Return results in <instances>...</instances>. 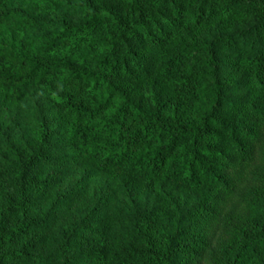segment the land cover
<instances>
[{
  "label": "trees",
  "instance_id": "1",
  "mask_svg": "<svg viewBox=\"0 0 264 264\" xmlns=\"http://www.w3.org/2000/svg\"><path fill=\"white\" fill-rule=\"evenodd\" d=\"M0 264H264V0H0Z\"/></svg>",
  "mask_w": 264,
  "mask_h": 264
},
{
  "label": "rangeland",
  "instance_id": "2",
  "mask_svg": "<svg viewBox=\"0 0 264 264\" xmlns=\"http://www.w3.org/2000/svg\"><path fill=\"white\" fill-rule=\"evenodd\" d=\"M223 24V27L225 28H231V27H236L242 24L243 20L241 18H236L233 21H231L230 23H224L223 21H221Z\"/></svg>",
  "mask_w": 264,
  "mask_h": 264
}]
</instances>
